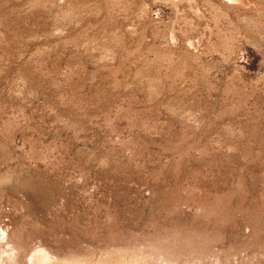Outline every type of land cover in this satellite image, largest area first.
<instances>
[{
  "label": "rangeland",
  "instance_id": "rangeland-1",
  "mask_svg": "<svg viewBox=\"0 0 264 264\" xmlns=\"http://www.w3.org/2000/svg\"><path fill=\"white\" fill-rule=\"evenodd\" d=\"M35 250L264 264V0H0V264Z\"/></svg>",
  "mask_w": 264,
  "mask_h": 264
},
{
  "label": "bare ground",
  "instance_id": "bare-ground-1",
  "mask_svg": "<svg viewBox=\"0 0 264 264\" xmlns=\"http://www.w3.org/2000/svg\"><path fill=\"white\" fill-rule=\"evenodd\" d=\"M4 232V231H3ZM5 242V241H4ZM41 249V248H40ZM36 251V252H35ZM34 252H31L27 256V259L22 262V264H65V263H59L60 261H57L55 257L51 256L46 251H38L35 250ZM94 261V260H93ZM117 261L112 262V260H105V261H97V262H89L90 264H132V261ZM76 264H80V261H75ZM84 263V262H83Z\"/></svg>",
  "mask_w": 264,
  "mask_h": 264
}]
</instances>
